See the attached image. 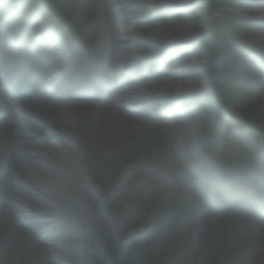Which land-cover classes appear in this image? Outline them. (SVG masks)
I'll use <instances>...</instances> for the list:
<instances>
[{
  "label": "rangeland",
  "instance_id": "rangeland-1",
  "mask_svg": "<svg viewBox=\"0 0 264 264\" xmlns=\"http://www.w3.org/2000/svg\"><path fill=\"white\" fill-rule=\"evenodd\" d=\"M22 1L20 11L25 14L36 6L42 16L58 20L55 26L62 34L69 36L70 31L77 30L86 36L95 57L109 56L111 51L116 54L119 21L117 8L110 5V0H54L52 5L61 16L67 15L68 23L62 17L55 18L44 3L37 5L38 0ZM101 1L108 5L106 9ZM118 1H123L120 9L142 16L144 21L203 16L202 26L207 31L190 44L178 43L164 51L158 61L161 68L163 63L168 68L171 58L183 57L187 50L196 51L202 57L197 67L201 79L211 82L188 98H134L140 114L164 120L141 127L137 135L118 148L117 154L107 159L104 170L98 154L92 162L84 158L82 173L91 168L99 187L110 186L108 198L98 190L88 195L79 191L77 185L83 184L84 174L76 173L66 189L41 185L44 191H51L57 203L84 197L87 202L76 218L59 217L66 224L60 244L74 249V257L57 249L54 253L75 264H197L198 248L210 236V226L219 217L226 220L223 238L210 237L209 264H248L260 254L254 240L255 221L247 213L258 210L252 206L257 202L238 201L224 213L214 208L226 204V178L232 182L231 188L241 193L257 185L259 174L264 172V108L259 98L264 90V50L256 53L238 43V36L249 38L253 29L264 27V20L244 19L239 14L245 8L243 0H194L160 7H151L145 0ZM249 2L253 8L264 5V0ZM126 26L133 32L129 38L136 41L133 44L138 51L145 52L141 44L149 53H153L152 49L164 50L162 45L140 40L143 35L137 27L134 30L133 25ZM50 55L55 56L52 52ZM142 58L132 56L134 61L129 66ZM141 67L138 65L131 77L139 74ZM186 107L200 108L195 125L182 119ZM58 193L63 197L60 200ZM119 222L129 233L123 242L119 239ZM31 238L38 241L37 237Z\"/></svg>",
  "mask_w": 264,
  "mask_h": 264
},
{
  "label": "bare ground",
  "instance_id": "bare-ground-1",
  "mask_svg": "<svg viewBox=\"0 0 264 264\" xmlns=\"http://www.w3.org/2000/svg\"><path fill=\"white\" fill-rule=\"evenodd\" d=\"M110 1V5L114 3L117 10L120 9L118 6L121 4H117V0ZM145 1L151 7H160L194 0ZM249 1H241L245 8L239 10V14L247 20H264V6L253 8ZM6 2L12 4L13 1ZM102 3L106 9L108 5L104 1ZM127 12L120 9L116 13L119 21L116 33L120 40L116 54L111 51L109 56L99 57L95 61L80 58L75 73L68 80L61 81L62 88L54 93L55 100L64 101L61 104L35 101L26 105L21 102L10 103L8 94H1L0 81V184L6 186V193L0 194V264H75L54 253L57 249L60 252H70L69 257H74V249L60 244L64 238L62 227L66 224L59 217L76 218L78 212L84 206L87 207L86 199H62L58 193L57 198L62 201L57 203L52 199L51 191H44L45 188L41 189V185H60L66 189L67 182L76 173H85L81 169L85 163L84 158L92 162L96 154L99 155L100 168L104 170L107 159L117 154L121 145L129 142L141 127L148 126L151 122L149 116L140 114L135 107V97L175 98L182 94L192 95L211 82L201 79L202 74L197 68L202 57L197 52H189L183 58L172 60L173 68H158L152 74L130 79L123 86L114 83L115 76L133 67L129 66L132 56L141 55V51L133 44L135 40L129 38L133 32L126 25L129 26V22L135 18L133 13L129 15ZM204 21L203 16L194 15L160 22L149 19L147 23L137 27L143 35L139 39L148 41L153 46L162 45L167 51L181 41L190 44L197 40L207 31L202 26ZM238 38L243 47L264 50L262 26L253 29L249 38ZM141 45L139 47L147 52L142 61H149L157 52L152 49L153 53H149L147 47ZM30 58L26 60L25 52L21 53L20 59L6 61L3 71L11 67L15 69L19 65V68H25L28 72ZM26 77L27 74H23L20 78L11 79L20 82ZM139 78H143L142 81ZM85 85L90 90L103 88V91L94 96H76L75 93L86 89ZM35 93H29L28 98L32 99ZM259 98L263 109L264 90ZM194 113L190 112L185 122L193 120ZM117 143L119 146H116ZM95 180L96 175L91 168L88 169L84 174L83 184L77 185L78 190L86 195L98 190L108 198L111 187H99ZM37 194H41V197ZM225 222L224 218L212 222L208 233L210 236H206L198 248L197 264L210 263L207 244L211 236L223 238ZM15 223L19 226L17 229L14 227ZM252 225L260 254L254 255L248 264H264V221L255 220ZM118 231L120 242H123L129 233L123 231L121 222ZM32 236L37 237L38 241H32ZM10 250V256H6ZM77 256L81 257L79 254Z\"/></svg>",
  "mask_w": 264,
  "mask_h": 264
}]
</instances>
